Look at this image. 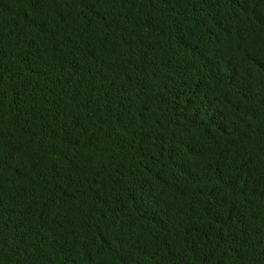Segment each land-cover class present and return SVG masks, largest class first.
Segmentation results:
<instances>
[{"label":"trees","instance_id":"16d2710c","mask_svg":"<svg viewBox=\"0 0 264 264\" xmlns=\"http://www.w3.org/2000/svg\"><path fill=\"white\" fill-rule=\"evenodd\" d=\"M0 264H264V0H0Z\"/></svg>","mask_w":264,"mask_h":264}]
</instances>
